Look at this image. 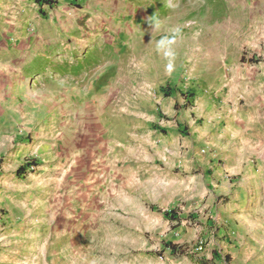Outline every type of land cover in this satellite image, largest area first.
<instances>
[{
	"label": "rangeland",
	"instance_id": "374dc122",
	"mask_svg": "<svg viewBox=\"0 0 264 264\" xmlns=\"http://www.w3.org/2000/svg\"><path fill=\"white\" fill-rule=\"evenodd\" d=\"M73 1L84 8L85 26L76 32L82 45L70 56L57 50L55 64L41 65L39 72H55L56 105L23 117L29 140L34 131L49 130L61 156L75 153L73 171H87V214L79 231L66 235L65 263L243 264L242 233L237 244L231 224L209 226L203 181L193 182L196 190L185 185L191 179L185 156L175 153L185 140L165 103L183 108L197 126L212 124L214 112L236 104L258 110L264 0ZM4 114L21 118L15 110ZM167 141L173 149L164 155ZM101 177L104 189L91 187ZM170 210L177 220L163 215ZM40 235L49 239L46 251L56 252L54 234ZM262 245L258 264H264Z\"/></svg>",
	"mask_w": 264,
	"mask_h": 264
},
{
	"label": "crops",
	"instance_id": "0c3cea01",
	"mask_svg": "<svg viewBox=\"0 0 264 264\" xmlns=\"http://www.w3.org/2000/svg\"><path fill=\"white\" fill-rule=\"evenodd\" d=\"M83 12L82 5L73 0H56L51 7L34 0H0V264H66V235L78 232L85 221L87 171H73L75 166L70 163L76 160L75 153L61 156V145L51 140L49 130L32 131L33 139L29 140L26 136L31 126L23 120L25 113H39L47 104L56 105L51 87L55 72L50 68L46 71L47 66L43 72L39 68L55 62L58 51L70 56L80 49L83 41L76 38V32L82 33L85 26ZM72 36L75 39L68 41ZM40 80L48 83L41 84ZM181 98L186 103L189 100L187 96ZM262 98L257 111L243 110V104L225 107L213 113L212 124L203 126L185 118L183 108L174 109V104L165 103L168 112H174L170 117L175 115V133L185 140L175 148L176 155L185 156L182 158L189 170L186 177L191 179L185 185L196 190L198 186L193 182L203 181L201 189L209 198L204 221L209 226L231 224L237 244L242 233L243 264H258L263 254ZM13 110L21 113L20 119L5 116ZM180 116L186 120L188 136L183 135L185 124ZM162 118L168 121L169 116ZM256 120L257 126L253 124ZM163 145L164 155L173 149L168 141ZM201 149L207 152L201 154ZM98 181L91 187L104 189V178ZM251 188L257 191L254 196L249 194ZM40 232L54 234L56 252L46 251L49 239ZM222 232L221 228L218 236ZM35 256H39L38 262L32 260Z\"/></svg>",
	"mask_w": 264,
	"mask_h": 264
},
{
	"label": "trees",
	"instance_id": "16d2710c",
	"mask_svg": "<svg viewBox=\"0 0 264 264\" xmlns=\"http://www.w3.org/2000/svg\"><path fill=\"white\" fill-rule=\"evenodd\" d=\"M36 3H38L39 5L42 4H48V5H52L53 1L52 0H34ZM162 90V89H161ZM166 95V93H164ZM172 211H164L163 215L169 219L172 220H177V216H175L173 213H171Z\"/></svg>",
	"mask_w": 264,
	"mask_h": 264
},
{
	"label": "built area",
	"instance_id": "2783aa9c",
	"mask_svg": "<svg viewBox=\"0 0 264 264\" xmlns=\"http://www.w3.org/2000/svg\"><path fill=\"white\" fill-rule=\"evenodd\" d=\"M28 163H29V162H28ZM28 163H27V164H28ZM28 166H30V167L32 168L31 164H29Z\"/></svg>",
	"mask_w": 264,
	"mask_h": 264
}]
</instances>
